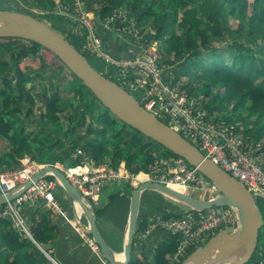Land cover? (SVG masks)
<instances>
[{
    "label": "trees",
    "instance_id": "1",
    "mask_svg": "<svg viewBox=\"0 0 264 264\" xmlns=\"http://www.w3.org/2000/svg\"><path fill=\"white\" fill-rule=\"evenodd\" d=\"M197 1H201V4L196 3ZM65 2L71 3L70 0H63L62 3ZM122 2L129 10L128 17L133 18L137 26L145 30V37L164 44V61L175 64L179 76H182L180 65L187 63L184 73L187 80L183 81L181 87L188 94L196 96L197 87L200 86L203 98L197 97L204 109L210 115L226 110L228 114L219 117L227 120V123H236V127L238 123L245 124L244 134L247 133L248 136L246 139L253 144L263 142L261 149L264 151V0H251L246 5L245 0H101L98 10L100 19L110 15ZM47 3L53 2L47 0ZM214 7L215 16H207L206 13ZM228 16L236 20L235 26L228 23ZM177 29H180L179 33ZM66 38L70 43L78 45L73 37ZM0 51V136L10 143V149L5 155L13 163H8L7 159L0 163L2 167H17L22 157L32 161L40 156L34 152L33 141L28 137L30 133L23 132L22 120H28L34 105V98L24 84L33 76L45 79L46 70L52 67V75L63 82V91H60L55 80L50 79L48 88L51 92L48 95L42 94V117L58 121L60 113L66 111L69 117L75 118L73 125L70 124L68 128L85 127L86 133L78 135V139L71 141L70 145L61 139L55 141L54 145L60 146V151L59 154L51 155V163L80 165L83 163V157L77 152L80 149L84 158L93 160L95 164H100L104 155L110 154L108 164L113 168H117L119 160H123L124 167L130 174L136 176L146 173L147 164L152 159V140L111 114L55 54L33 41L18 37H0ZM34 61L38 62V68L31 66ZM66 73L75 81L72 87L64 85L68 76ZM66 90L69 92L63 95L61 92ZM23 102L27 104L24 112ZM81 102L86 112L75 117L77 106ZM228 104H231L229 109ZM93 112H96L101 128H95L86 121V113L93 119ZM16 114H23V119L15 117ZM17 123L19 128H16ZM106 132L110 134L109 139L114 141L106 139ZM63 135H66L65 130ZM80 136L85 138V143H80ZM65 144L69 145V151ZM124 147L127 149L125 153ZM160 148L159 153L163 156H177L168 149ZM70 151H75L73 157ZM128 188L132 190L131 187ZM259 201L264 202V199ZM87 203L96 217L99 211L91 202ZM169 203L177 204V208L169 214H162L166 218L178 215V210L186 208L177 200ZM4 207L5 203H0V210ZM40 214L38 219L30 217L28 229L36 243L41 246L45 243L50 245L57 231L47 219V212ZM11 223L9 218H0V264L6 263L3 260L6 255L8 264H54L43 256L38 246L23 232L13 228ZM147 226L146 221L138 220L136 232L144 231ZM222 229L220 227L217 231ZM133 241L134 244L135 240ZM178 243L179 236L170 234L157 242L153 247V264H170L169 256L175 252ZM133 244L132 252L137 250ZM195 248L196 246L188 248L186 256ZM256 250L264 251V241H258ZM139 262L138 259L131 258L128 264Z\"/></svg>",
    "mask_w": 264,
    "mask_h": 264
},
{
    "label": "built area",
    "instance_id": "2",
    "mask_svg": "<svg viewBox=\"0 0 264 264\" xmlns=\"http://www.w3.org/2000/svg\"><path fill=\"white\" fill-rule=\"evenodd\" d=\"M73 2L77 21L75 32L82 38V42L78 41V49L91 58L102 60L105 69L113 68V75L108 76L131 94L135 93V97L148 112L195 144L205 156L243 184L255 200H263L264 151L256 143L239 137L235 126L210 115L200 104L198 97L188 94L181 87L184 77L177 74L175 64L164 61V44L147 39L145 32L141 31L126 12L114 10L101 22L118 41L126 42L130 49L127 55L112 57L102 39L94 33L96 16L93 10L85 8L82 0ZM160 151L157 146H150L152 159L147 164L144 175L135 176L124 167L113 168L108 163L95 164L89 158H84L83 165L60 169L79 189L83 199L92 204L96 202L101 189L119 186L124 181L130 185L151 181L176 186L180 191L201 200H209L220 194L214 183L183 158L163 156ZM46 164L50 163L26 158L17 167H0V194L21 190L14 199L6 200L8 207L5 205L0 210V218H9L12 227L22 230L27 236L30 232L21 214L24 206L42 201L56 213L61 212L55 197V191L61 183L52 174L40 176L24 189L31 176ZM176 213L178 215L167 218L155 215L147 228L137 235L140 246L155 226H160L167 234L179 236L177 248L170 256V264H180L178 262L186 256L188 248L195 246L197 242L203 243L220 227H229L230 230L238 227L237 212L228 206H214L206 210L186 206ZM84 237L90 246L100 252L89 232Z\"/></svg>",
    "mask_w": 264,
    "mask_h": 264
},
{
    "label": "water",
    "instance_id": "3",
    "mask_svg": "<svg viewBox=\"0 0 264 264\" xmlns=\"http://www.w3.org/2000/svg\"><path fill=\"white\" fill-rule=\"evenodd\" d=\"M71 22L75 20L68 18ZM100 22V15L95 18ZM0 37H18L33 41L50 50L81 82L94 94L98 101L120 121L134 128L161 147L170 150L195 167L199 173L214 183L220 194L209 200H201L176 188L158 182L141 181L131 190L130 213L127 228V243L123 249V260H119L106 243L96 225V217L90 211L79 189L54 164L41 166L25 183L24 189L40 176L50 173L56 177L68 195L73 198L89 221L88 232L96 243L101 255L110 264H128L131 260L132 244L136 230L140 194L144 190H155L193 209L206 210L214 206H228L236 210L238 227L233 230H219L209 236L201 245L190 252L180 264H246L254 255L259 230L263 223L260 208L248 189L183 135L174 131L167 123L148 112L139 100L110 76L97 70L88 58L58 30L27 12L0 10ZM21 193L0 194V203L12 200ZM32 241L55 264L43 246Z\"/></svg>",
    "mask_w": 264,
    "mask_h": 264
},
{
    "label": "crops",
    "instance_id": "4",
    "mask_svg": "<svg viewBox=\"0 0 264 264\" xmlns=\"http://www.w3.org/2000/svg\"><path fill=\"white\" fill-rule=\"evenodd\" d=\"M6 1H9V3H6ZM21 1L22 0H0L1 6L4 2V6H0V10L19 11L21 10L19 8H26L22 5ZM27 1H31L32 4L34 3V5L29 7V14H35L37 16L43 15L38 14L39 8L51 11L55 5H60L61 10L64 11V13H70V8L63 6L64 4L61 5L63 0H51L53 2L52 4H48L47 0ZM67 3L70 4V2H66V4ZM99 8L100 6L98 5H94V7L91 8L95 16L99 15ZM94 33L102 39L104 47L112 57L117 58L128 54L130 49L128 44L123 41H118L114 35H112L113 33L104 27L103 21L95 24ZM104 68H106L105 65ZM100 71L102 72V70ZM56 166L59 168L61 166L71 167L63 165L62 162H57ZM129 187L133 189L136 185H129ZM58 189L64 191L67 196L64 208L60 206L61 212L56 213L44 202L39 201L35 204L23 207L21 214L24 217L25 222L28 223L31 216L38 219V214L41 216L40 213L47 212V219L57 231V235L52 240L48 250L49 256L56 262V264H110L100 252H97L96 248H93L87 243L84 234L88 233L89 221L78 203L68 195L62 184L61 186H58L57 190ZM120 189L121 188H118V186L104 187L98 192L96 202L93 206L99 211L96 216L98 230L116 257L119 260H123V249L127 243L131 190L126 184L124 189ZM55 197L58 200V193ZM170 199L171 197L159 191H142L139 199L137 221L144 220L149 225L155 215L168 214L171 211H174V209L177 208V204H170ZM138 233L139 231L136 232L135 230L133 238L135 243L133 245L137 247V250L131 253V258L138 259L140 261L138 264H153V247L157 242L166 238L167 232L160 226H155L141 246L138 245L139 243L137 242ZM27 237L32 241L30 236ZM263 258L264 251H258L256 258L253 260L254 264H262ZM50 261L54 263L51 259Z\"/></svg>",
    "mask_w": 264,
    "mask_h": 264
},
{
    "label": "rangeland",
    "instance_id": "5",
    "mask_svg": "<svg viewBox=\"0 0 264 264\" xmlns=\"http://www.w3.org/2000/svg\"><path fill=\"white\" fill-rule=\"evenodd\" d=\"M71 1H72V3H70V4L67 3L66 4V2H65V4L63 5V6H66L67 8H70V13H68V12L64 13V11L61 10V6L60 5H55V6H53V9L51 11H49V10L46 11L44 9H40L39 8L38 11L40 13H38V14H43V15H40L38 17L40 19H42L43 21H45L46 23H48L51 27H53L56 30H58L59 32H61L65 37H69V38L73 37V39H75V41L82 42V38L80 37L81 35H78V33L75 32V25L76 24H74L73 22H71L68 19L69 17H71V18H73L75 20V23L77 22L76 21V15H75L76 13H75V11L73 9L74 2H73V0H71ZM100 1L101 0H82V3L85 6V8L92 10L91 8H93L94 5H98L99 6ZM247 2H251V0H245V5H246ZM6 3H9V1H6ZM21 3L26 8H23V7H22L23 9L19 8V9H21L19 11H24V12H27V13H29V7H31V5H34V3L32 4L31 1L28 2L27 0H22ZM196 3H200L201 4V1L200 2L197 1ZM62 4L63 3H61V5ZM200 4L198 6H200ZM3 6H4V2H3L1 7H3ZM17 7H19V6H17ZM120 7L115 8L116 9L115 11H118V12L124 11L126 13L129 12V10L127 9L126 4L124 2H122ZM215 12L216 11H215V7H214L213 9H211L206 14L209 17H214L215 16ZM61 14H62V16H61ZM32 15L37 16L35 14H32ZM228 23L232 24V26H235L236 25V20H234L233 18L228 16ZM148 30H150V29H148ZM141 31L145 32V30H141ZM177 32L179 33L180 29H177ZM71 44L74 45L76 48H78V46L74 42H71ZM256 44H258V43L256 42ZM0 55H1V51H0ZM227 60H229V58H227ZM88 61L92 64V66H94V68H96L97 70H102V72L107 74V75H111L114 72L113 68L105 69L104 68V62L102 60L95 59L94 57L93 58L88 57ZM186 65H187V63L184 62L183 64L180 65V68H179V71L182 74V76L181 75L180 76L184 77L183 78L184 81L187 80V78L184 76L185 66ZM31 66L34 67V68H38V62L34 61L33 63H31ZM32 74L33 73L31 72L30 75H32ZM52 74H53V68L50 67V68H48L46 70V74H45L46 78L45 79H41L38 76H33L32 79L28 80L24 84V86L27 89L28 93L30 95H32V97L34 98V105L32 107V111H31V114H30V117L28 118V120H22V125H24L23 132L26 133V134L30 133V135L28 137H29V139H31L33 141L32 145H33L34 152H35V154L40 155V156H37V158L34 160L36 162H47V163H51L52 162L51 155L54 156L56 154H59V151H60V146L54 145L55 141L61 139V141L67 142L70 145L71 141L78 139V135H85V133H86L85 127H70V128H68L70 124L73 125V122H74L75 118H72L71 116L69 117L67 115L66 111L63 112V113H60V117H59L58 121H50L48 118H43L42 117L41 112H44V107L42 105V102H43L42 94L45 93L46 95H48V93L51 92L49 90V88H48V82L50 81V79L55 80V82L58 84V88L60 89V91H63L62 88H61L63 82L61 80L59 81V79L57 80L56 76H53ZM66 74L68 76H66L67 81L65 82L64 85H66L68 87H70V86L72 87V85L75 84V81L72 79V77L68 73H66ZM71 80H73V81H71ZM197 88H198V93H197L196 97L198 96L199 98L200 97L203 98V96L200 95L202 93L201 92V87L199 86ZM222 90H223V88H221V86H220V91H222ZM68 92L69 91L66 90L65 92H61V93L63 95H67ZM134 96H135V93H134ZM22 106H23L22 112H24L26 110V108H27V104L23 102ZM83 107L84 106H83V104L81 102V104L77 106L75 117H78L79 115H81L82 112L83 113L86 112ZM229 108H231V104H228L227 109H229ZM216 112L218 113L219 111H216ZM217 113H214V115H213L216 118H218L219 115L223 116L224 114H228V112L226 110L221 111V113L219 112V114H217ZM216 115H218V116H216ZM15 117L23 119V114H16ZM96 117H97L96 112H93V119L89 118L88 113H86V121L92 123V126L95 127V128H101V125L99 124V122H97ZM219 119H221V118L219 117ZM221 120H224V119H221ZM224 121H227V120H224ZM18 123L16 124V128L20 127V125ZM228 125H232L233 127L235 126V128H236V130L238 132L237 135L239 137H241V138H247L248 137L246 135L247 133L244 134L245 124H243V123L239 124L238 123V126L236 127V125H237L236 123L229 122ZM249 127H251V124H249ZM64 130L66 131V135L65 136L63 135ZM105 135H106V139L110 138L109 132H106ZM109 140H112V139H109ZM112 141H114V140H112ZM80 143L81 144L85 143V138L84 137L83 138L81 137ZM262 143L263 142L260 141V142L256 143V145L261 148L262 147L261 146ZM69 145L68 144L64 145V146L67 147V148L64 147V148H66L67 151L70 150L68 148ZM151 145L155 146V147L157 146L159 149H161L160 148L161 146L159 144H157L156 142H154V141H152ZM9 149H10V143L0 136V163L1 162H5L8 159V163L13 164L12 160H10L7 155H5L6 153H8ZM75 151L74 152L70 151V155L72 157L75 155L74 154ZM126 151H127V149L124 147L123 148V152L125 153ZM77 152H80L79 154H81V156L83 157V158H81V161L84 162L85 161L84 153H82V151L80 149H77ZM104 156L105 157H103L100 162L101 163H105V164L109 163V160H111V155L110 154H106ZM22 160L26 161V158L25 157L20 158L19 162H22ZM62 164L63 165H69V164H66V163H62ZM80 165H83V163L80 164ZM117 166L119 168L124 167V161L123 160H119V162L117 163ZM0 167H1V164H0ZM61 167L63 168V167H67V166H61ZM125 184H126L127 187L130 185L126 181H124V183L120 184L118 186V188L120 187L121 189H124L125 188ZM57 193H58V200H59L58 203H59V205L62 208H64V203H65V200L67 199V196H66L65 192L62 191L61 189L56 190L55 194H57ZM171 199L177 200V199H174L173 197H171ZM173 200H171V201H173ZM256 202H257V204H258V206L260 208V211H261V213L263 215L262 217H263V223H264V202L259 201V200H256ZM3 203H5V205L8 207V202L7 201H4ZM178 203L181 205L180 202H178ZM263 223H262V226H261V228L259 230V237H258L259 243H262L264 241ZM223 229L226 230V229H230V228L229 227H225ZM203 243L199 244V242H197L195 244L196 248L198 246H201ZM40 251L42 252L43 256H45V258L50 260V258L41 249H40ZM170 256H169V262H170V259H171ZM256 256H257V250L255 251V253L252 256V258L246 262V264H254L253 260H254V258H256ZM185 258L186 257H184L183 259H180L178 263H181ZM3 260L6 262L5 264H8L7 255H6V257ZM262 264H264V258H263Z\"/></svg>",
    "mask_w": 264,
    "mask_h": 264
},
{
    "label": "bare ground",
    "instance_id": "6",
    "mask_svg": "<svg viewBox=\"0 0 264 264\" xmlns=\"http://www.w3.org/2000/svg\"><path fill=\"white\" fill-rule=\"evenodd\" d=\"M172 187L180 190V188H178V187H176V186H172Z\"/></svg>",
    "mask_w": 264,
    "mask_h": 264
}]
</instances>
